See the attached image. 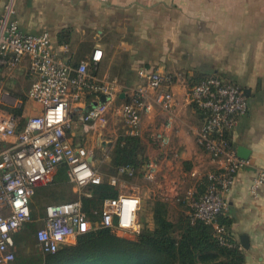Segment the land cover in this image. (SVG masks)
I'll list each match as a JSON object with an SVG mask.
<instances>
[{"label":"built area","instance_id":"1","mask_svg":"<svg viewBox=\"0 0 264 264\" xmlns=\"http://www.w3.org/2000/svg\"><path fill=\"white\" fill-rule=\"evenodd\" d=\"M14 13V2L10 0L0 16V86L11 71H23L32 80L27 97L37 104V112L18 115L0 107V264H12L16 259V235L33 220L42 221L36 237L46 254L75 244L79 235L97 226L88 219L81 197L88 185L100 184L104 179L93 165V150L73 139L78 108L83 109L79 117L84 126L107 122L112 109L125 125V135L140 137L144 116L154 104L167 109L174 100V74L141 67L138 76L142 84L130 100L122 103V91L117 92L116 84L101 80L94 73L102 59L101 49L96 48L89 59L74 64L68 55L61 56L56 51L49 31H23ZM149 90L155 92L152 100ZM103 95L107 99L100 101ZM118 95L121 101L117 104ZM188 97L202 117L196 141L214 161L220 162L216 170L206 175L202 193L190 191L189 214L193 222L201 220L211 225L221 244L235 247L237 243L221 216L228 209L226 194L239 171L250 164L238 155L230 138L249 110L248 100L241 85L221 75L195 82ZM159 139L169 141L163 134ZM62 165L75 187L76 199L34 209L36 188L54 182ZM144 169L148 179H155L154 161L150 159ZM118 171L127 176L136 173L128 165L119 166ZM117 182L118 177H110L111 184ZM250 191L254 196L264 193V169L256 170ZM140 208L141 198L135 194L106 198L100 225L112 227L125 237L137 236L142 230Z\"/></svg>","mask_w":264,"mask_h":264},{"label":"crops","instance_id":"2","mask_svg":"<svg viewBox=\"0 0 264 264\" xmlns=\"http://www.w3.org/2000/svg\"><path fill=\"white\" fill-rule=\"evenodd\" d=\"M9 1L0 0V16ZM13 2V16L20 28L34 34L49 31L56 51L61 56L68 55L74 64L89 59L96 48L101 49L102 59L94 73L99 79L114 84L116 72L121 73L117 78L122 77V103L130 100L142 84L139 68L174 74V102L171 110L165 112L175 121L167 129L174 128L173 136L181 135L178 137L181 144L188 142L186 134L195 138L202 124L200 112L188 97L195 82L210 75H221L244 88L249 110L230 138L239 156V148L248 150L245 158L250 164L239 171L235 184L226 194L225 217L234 240L245 254L244 264H264V193L254 196L250 191L256 170L264 169V0ZM121 52L122 71L118 69ZM154 93V90L148 92L151 100ZM164 109L154 104L153 110L144 116V131L146 122ZM77 110L74 121L78 130L79 123L83 124L79 117L83 109ZM23 112L36 113L37 104L28 99ZM176 129L180 131L174 134ZM125 134L122 123V135ZM192 145L195 153L189 157H194L196 164L201 159L199 155L206 161V166L200 168L205 171L200 176L201 186L206 175L216 170L220 162L214 161L196 138ZM183 152L187 157L186 151Z\"/></svg>","mask_w":264,"mask_h":264},{"label":"rangeland","instance_id":"3","mask_svg":"<svg viewBox=\"0 0 264 264\" xmlns=\"http://www.w3.org/2000/svg\"><path fill=\"white\" fill-rule=\"evenodd\" d=\"M118 38L119 41L122 40L121 37ZM120 55L121 65L118 69L122 71V52ZM116 73L121 74L119 72ZM118 74H115L114 79L116 80L114 82L117 86V92H121L122 77L120 78L119 76L117 78ZM31 83V78L25 75L23 71H11L4 84L0 86V107L23 108L24 103L28 99L27 94ZM120 101L118 95L117 104ZM171 108H167L168 111ZM161 109L163 108L161 107ZM165 110L163 113L168 116ZM163 113H156L152 118L149 117L150 119L146 122L147 125L143 135L136 142L138 152L149 157L156 164L157 174L155 179H148L145 176L146 170L139 169L132 176L119 174L117 182V187L121 193L135 194L141 198L139 216L143 220L145 227L154 226L153 211L157 202L167 203L169 208L167 209L168 215L172 220L179 222L181 218L185 217L190 208V191L200 188V176L205 172L200 170V168L206 166L204 156L199 155L201 156L199 163L203 162L202 165L196 164L194 157H189L195 153L194 145H192V141H195V138L191 134H186L187 131L184 130L188 142L179 143L178 137L181 135L178 136L175 133L180 130L176 129L174 131L175 136H173L174 128L171 130L167 128L175 121H171V118L169 116L165 117ZM185 125L183 123L184 128ZM189 132L191 131L189 130ZM161 134L169 138L168 143H164L159 139ZM72 136H74L73 139L76 142L93 150V165L104 180L114 175L117 141L124 136L122 135V121L114 110L111 109L109 111L107 122H90L88 126L79 123L78 130L76 129ZM183 151H186L187 157H185L186 154ZM76 197L77 192L73 184L52 182L36 188V194L33 197V208H41L48 203L72 201ZM29 224L35 226L36 232L42 225V221L33 220ZM34 240L32 236L28 240H23L20 245H16L19 261L24 262L25 260L28 264H35L37 256L41 252L39 245L34 243Z\"/></svg>","mask_w":264,"mask_h":264},{"label":"trees","instance_id":"4","mask_svg":"<svg viewBox=\"0 0 264 264\" xmlns=\"http://www.w3.org/2000/svg\"><path fill=\"white\" fill-rule=\"evenodd\" d=\"M192 105L200 112L197 106ZM5 108L18 115L23 113V108ZM138 138L130 135L119 138L112 176L119 177L118 168L121 165L132 166L137 173L150 161L149 157L138 152ZM110 177L84 189L81 197L84 211L97 226L79 235L75 244L62 246L57 252L46 254L36 237L35 226L27 224L24 231L16 235V245L33 236L41 252L35 264H244L245 254L242 249L238 245L229 247L221 244L212 226L204 221L193 222L190 208L185 217L176 222L169 218L165 204L157 202L153 211L154 226L145 227L141 220L142 230L135 238L119 235L112 227L100 225L104 200L121 193L117 184L110 183ZM54 182L71 184L65 166L58 168ZM205 185L206 178L197 190L199 194L204 191ZM221 222L230 231L225 215L221 216ZM18 259L16 253L12 264H28Z\"/></svg>","mask_w":264,"mask_h":264},{"label":"water","instance_id":"5","mask_svg":"<svg viewBox=\"0 0 264 264\" xmlns=\"http://www.w3.org/2000/svg\"><path fill=\"white\" fill-rule=\"evenodd\" d=\"M107 99V96L106 95H103L100 99V101H105ZM239 154L245 158L247 157V154H248V150H246L245 148L241 147L239 148ZM246 246V245H245Z\"/></svg>","mask_w":264,"mask_h":264}]
</instances>
